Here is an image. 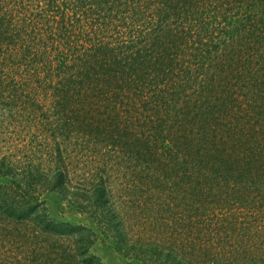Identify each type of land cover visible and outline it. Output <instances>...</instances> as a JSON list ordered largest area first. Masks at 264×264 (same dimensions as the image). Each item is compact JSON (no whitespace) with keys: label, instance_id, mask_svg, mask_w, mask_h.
<instances>
[{"label":"trees","instance_id":"1","mask_svg":"<svg viewBox=\"0 0 264 264\" xmlns=\"http://www.w3.org/2000/svg\"><path fill=\"white\" fill-rule=\"evenodd\" d=\"M97 232L264 264V0H0V264H104Z\"/></svg>","mask_w":264,"mask_h":264},{"label":"rangeland","instance_id":"2","mask_svg":"<svg viewBox=\"0 0 264 264\" xmlns=\"http://www.w3.org/2000/svg\"><path fill=\"white\" fill-rule=\"evenodd\" d=\"M46 205L49 212L56 218L73 221L92 226L91 219L81 215L73 206L54 192L45 194ZM91 251L98 256L104 264H143L134 258L125 256L114 245L112 239L97 232V237L91 245Z\"/></svg>","mask_w":264,"mask_h":264}]
</instances>
